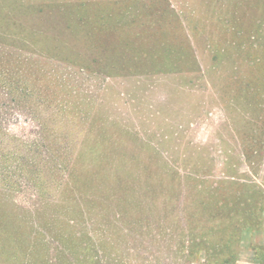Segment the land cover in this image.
Masks as SVG:
<instances>
[{"label": "rangeland", "instance_id": "1", "mask_svg": "<svg viewBox=\"0 0 264 264\" xmlns=\"http://www.w3.org/2000/svg\"><path fill=\"white\" fill-rule=\"evenodd\" d=\"M0 127V264H264V0H0Z\"/></svg>", "mask_w": 264, "mask_h": 264}, {"label": "crops", "instance_id": "2", "mask_svg": "<svg viewBox=\"0 0 264 264\" xmlns=\"http://www.w3.org/2000/svg\"><path fill=\"white\" fill-rule=\"evenodd\" d=\"M252 242L258 245L264 244V220L262 226L254 231ZM242 250L236 257L235 264H260L253 249Z\"/></svg>", "mask_w": 264, "mask_h": 264}, {"label": "trees", "instance_id": "3", "mask_svg": "<svg viewBox=\"0 0 264 264\" xmlns=\"http://www.w3.org/2000/svg\"><path fill=\"white\" fill-rule=\"evenodd\" d=\"M1 130H2V128L0 127V132H1ZM0 150H2V149H0ZM1 155H0V158H2V159H4V160H6L9 156V154H11V152H9V153H0Z\"/></svg>", "mask_w": 264, "mask_h": 264}]
</instances>
